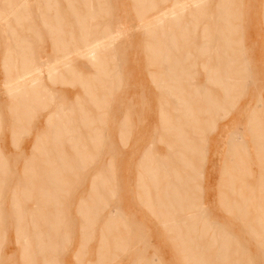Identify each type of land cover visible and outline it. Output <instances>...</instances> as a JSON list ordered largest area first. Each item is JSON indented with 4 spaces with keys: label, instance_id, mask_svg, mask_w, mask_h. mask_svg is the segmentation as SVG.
<instances>
[{
    "label": "crops",
    "instance_id": "1",
    "mask_svg": "<svg viewBox=\"0 0 264 264\" xmlns=\"http://www.w3.org/2000/svg\"><path fill=\"white\" fill-rule=\"evenodd\" d=\"M58 1L62 3L61 6L58 4ZM99 1L107 4L109 10L107 12H102V14L105 15L100 13L101 16L97 19L100 25L96 30L106 25L112 32L116 27H112L110 24L113 20H109L108 23L104 22L102 19L107 15L111 17V15H113L111 14L112 11H116V0ZM181 1L182 0H156L154 1L156 4V13L154 14H157L160 10L168 9L176 2ZM28 2L30 3L28 33L32 39L39 41V45L35 44V47H32L30 43L32 40L31 38L29 39L31 63L38 64L44 61L49 62L55 57L61 56L65 50L72 51V45L73 47L79 45L78 38L79 35L82 34L80 28H83V26L79 25V21L85 13V0H28ZM91 2L92 5L94 4L95 6V0H91ZM219 2L220 0H206L204 5L199 8L200 10H194L190 7L186 15L184 14L181 18L182 22H188L189 25L184 32L186 41L177 42L178 51L179 54L180 52H187L189 56L186 60H178L180 61L179 65L181 66L182 73L179 80L180 90L178 93L174 92L173 95V105H175V99H182L183 96L185 97L184 94H186V96L188 95L191 103L188 108L189 113L193 112L194 118L196 119L197 117L198 119H196V121L193 120V123L190 122V120L189 123L188 121L186 123V120H180L172 124L178 125V130L180 131L178 140H181V143L178 141V143L176 142V133V136L174 132L173 135H171L172 130L163 137L165 144L159 141L162 137L159 138L161 130L158 110L162 107L163 102H170L171 98L170 95L166 96L155 88L154 83L156 79H154V77L157 76V78H159L164 64L159 61L150 63L151 60L148 57V53H146L148 42L145 33L142 32L143 36L140 38L139 42L141 54L144 58V61L140 63V74H136L132 71L128 72L126 67L123 72V68L118 67V59L124 58L121 54L123 55L122 50H125L127 46L125 45V47L122 48L121 43L123 42L114 44V46L116 45L114 48V58L111 57L112 53H109V57L114 59L113 62L110 59L109 64L110 67L112 66L114 72L110 73V76L112 75L111 83L109 84L108 94L105 95L109 119L106 125L101 126L98 125V123H93V125H96V127L101 130L103 135L98 143V146L101 148L100 153L94 156L96 158H94L95 160L91 166L92 171L74 169L71 174L66 172L63 173L66 174L64 175V178H66L65 181L67 178L68 181L65 183L64 190L66 189V191L65 194L62 195L63 200L61 201V227L59 233L51 236L54 242L57 243V241H59V247L55 253L58 255L57 264H194L196 262L195 254L201 251L205 252V254L207 253L209 259L212 260L210 257L214 255L215 247L210 250H203V247L209 242L210 237L216 234V228L221 230L222 237H224L226 232H229L234 238L228 242L231 247L227 249L226 252L230 251L233 254H238L241 258H243V254L247 253L248 257L253 258L255 261L257 254L250 253L249 247H246L247 244L245 245V243L250 241L256 247H258V245L261 247V244H264L261 238L252 235L249 236L250 234L246 233L248 229L247 226L251 227L253 231H258L259 228L257 226H259L260 223H262L260 224L261 226L264 225V193L262 194V192H264V180L263 182L261 181L264 177V160H261L264 159V149L262 148V151L260 146V144L264 145V142H262L264 141V115H262L264 112V0H224L222 3L225 14L223 13V17L221 14L222 18L220 22L217 21V23H215L216 20L214 19L217 17V12L219 13L216 6ZM141 7L142 17H144L145 13L149 12H145L144 2H142ZM246 12L248 13L246 14ZM16 14L18 15L19 13ZM229 14L231 16H229ZM226 15L228 17H226ZM225 17L229 18L227 19L228 21ZM243 17H246V23L243 21L245 19ZM195 18L198 19L196 24H194ZM43 21L47 22L48 25H43ZM192 26H194V30ZM16 28H18V30L13 29V35L15 33H20V27L16 26ZM211 30L212 32H210ZM214 31L216 32L214 33ZM90 32L93 33V31ZM50 33L61 35V43L54 42L53 36H51ZM218 33H221L220 37H218ZM157 34L160 36V31H157ZM69 35L74 37V39L76 38V40L70 41ZM159 38H161V36ZM217 38L219 40H216ZM17 39H19V37H17ZM43 42L44 44H41ZM159 42L161 43L162 41L159 40ZM14 44L16 43H12V46ZM125 44H127V42H125ZM134 44L133 42H129V49H132ZM135 46L137 45L135 44ZM215 53L218 54V57H216ZM230 53L235 57L233 60L235 62L234 66L238 69V73L234 75V78L239 81L237 83V90L233 92V96L236 97V100H234V104L231 108L229 107L228 100L231 95L228 94L229 97L228 95H224L218 84L212 83V79L221 82L223 78L226 79V77H228V75L224 73ZM221 55L224 58L219 57ZM71 61V70H74V73L77 72L79 75L84 76L91 71L89 66L88 70L79 67L80 65L86 64L83 59L71 56ZM123 65H125V62ZM216 67L219 73H217V75L211 74L212 69L214 68L215 70ZM175 70L178 72L176 67ZM0 73L2 75L1 70ZM62 76L66 79L70 77V75L67 76L65 74H62ZM208 80L211 81L207 82ZM53 93L54 99L56 98L54 103L60 104L62 108L69 107L76 96L83 99V109L89 106L88 103H85V97H83L82 91L76 86L57 85L53 88ZM197 99L200 101L197 102ZM214 100L216 102H214ZM205 101L207 104H205ZM209 101L212 103L210 106L214 105L216 110L213 106H211L213 110L211 107L210 110ZM6 105L8 106V101L4 103V106ZM200 105H202V107H200ZM89 108L88 110H90ZM150 108L151 110H155L150 111ZM202 108L203 110H201ZM205 108L207 112L204 110ZM195 109L200 110V112L202 111L203 114L199 111L195 113ZM252 110L255 113L259 112V114H256L258 116L257 120L261 123H259L260 126H254V122L250 124L249 120L251 119ZM125 112H131L132 114L129 122L123 120ZM94 113L95 112L92 110V114ZM46 114V111H44L38 118L29 123V125H33L35 135L38 131L44 129V118ZM151 117L156 119V123L151 122V125H149L148 119ZM5 124L4 122V125ZM38 125H41V127L38 128ZM73 125L82 124L73 122ZM197 125L201 132L199 137L195 133ZM256 128L258 131H256ZM35 135L27 144L25 139L21 140L22 137L19 138L18 147L16 149L11 144L10 136H3L0 140V147H2V150L8 145L14 148L15 153L12 154L10 159L9 157H6V159L9 168L12 167L13 169L14 167L13 171L15 175H18L17 177L22 174V166L20 168V163H22L24 157L29 155ZM198 138H200L201 142L198 141ZM262 138V143H260ZM235 140L238 142V146ZM182 143L184 145L186 144L185 146H187V149H185L186 147ZM254 143L255 145H253ZM182 145L185 150L180 153L182 150L181 148H183ZM21 146L28 148L26 154L24 151L21 152ZM169 146H172V148ZM256 146L260 147L259 149L262 152L258 149L256 151ZM189 147L190 150L188 149ZM233 147H235L237 151L233 150ZM63 148L67 151L66 145H63ZM179 148L180 150H178ZM192 148L196 151L194 152ZM197 149L201 153V160L204 159L202 164L198 156H196L198 154ZM171 151L176 153L175 156ZM102 152L105 154L107 153L108 156L105 165L101 164ZM236 152H238L239 156ZM177 153L181 154V156H178ZM194 153L197 154L194 156ZM146 154H149V166L154 171L151 176L149 173L147 174L148 161L145 162L144 159ZM182 155L184 160H182L183 158L179 159ZM214 155H216L217 158H215ZM171 156L176 162L174 163L172 159V163L169 162L171 163V166H168L170 173L160 172L161 168H159V163L162 162L161 160H163L164 157L167 159ZM241 159L243 160L240 161ZM179 160L183 161V165L181 164L182 161ZM188 162L190 163L189 166ZM184 163L186 164L185 166L188 167H185ZM106 165L109 166L108 169H105ZM228 165L231 166L228 167ZM170 168H174L173 172L170 171L172 170ZM245 168L247 169L245 170ZM194 169L196 171L192 173ZM240 169H242V171ZM174 171L178 174L177 176ZM247 172L250 175L247 174ZM242 173H244V176ZM96 174L104 176V178L108 180V183L107 187L102 188L103 190L100 187L97 189V195H102L101 200L102 198L103 200L100 202L103 205L100 203L102 206L100 208H95V205H93L96 210L93 209V217H89L87 220V222L92 220L91 222H93V224L91 228L90 226H86L79 207L81 206L80 202L85 199L86 194H89L91 177ZM168 175H170L172 179L169 178ZM174 176L175 178L179 177L180 181L183 182V189H181L183 186H180L182 183H178L179 179L175 180V182L177 181L176 184H178L177 187L175 186L176 184L172 185ZM197 177H199V179ZM169 181L171 183H169ZM230 182L233 186L232 189L234 190L232 191L235 192H233L235 196L228 190ZM220 185L222 186L220 187ZM261 185H263V187ZM171 186H175V189L178 188L180 192H178V190L175 192L178 194L180 193V195L182 193V195L178 196L173 192V196H170L172 195L171 191H173V187ZM167 188L172 189L169 190L170 195L167 194ZM98 190H101L100 193ZM174 194L176 195V199ZM222 194L223 196H221ZM169 196L173 197V199H169ZM158 197L161 198L160 201L163 200L165 204L168 201V203L162 205L164 203L162 201L161 207H159V201H156V199H160ZM165 197H168V199ZM184 197H186V199ZM240 198L242 199L241 201ZM221 199H223V201L225 200L224 204L223 201L222 203L220 202ZM229 199L230 201H234V204H237H233L236 206L235 208L239 206V209H237L240 211L235 212L233 209L234 206L231 205L232 203L230 204ZM176 203L180 204V206L182 205L181 208L186 210L178 212L181 208L179 205L174 206ZM225 203L232 206L231 208L227 207L228 210L231 211L230 213L227 212ZM8 205V202L5 203V209L9 211ZM168 205L169 207L171 205V208H173L168 209ZM164 206L168 213L161 212ZM176 207L177 209L179 208L177 213L175 211ZM245 208L247 213L246 216L241 212ZM106 209L108 211L104 213L103 211ZM165 209L163 210L165 211ZM194 213L199 214L200 216H198L200 218L197 216L196 218L199 219H196L197 221L195 223L194 221L190 222H193L194 226L197 225V227H194L192 223L190 224L188 221L190 218H188V220L186 219L187 216L190 217L189 214H191V216L194 215V220ZM162 214L167 217L171 216L169 217L170 220L173 217L172 219L174 222L170 221L169 218H163L161 216ZM181 218L186 220L183 221ZM107 220L109 221L108 223H110L108 227L110 226L112 228L113 226V230L110 228V231H108V233L111 232L108 236H106V233L104 234L105 230H103L105 224H107ZM112 220L114 224L111 223ZM202 220L206 222L205 227L201 226ZM256 220L258 222L261 220V222L257 224ZM164 221H170L169 223L172 226L167 222H165L167 226L164 225ZM182 221L184 226L181 223ZM38 224V228L40 227L39 229L41 231V224ZM173 224L176 227H173ZM6 225L12 224L7 223ZM192 226L195 229L192 228ZM239 226H241V229H239ZM28 227L30 228H28V231L31 233L28 234V237L32 240L33 224L28 223ZM182 227H188V229H183ZM189 229L193 232H190ZM204 229L206 233H204ZM176 230L178 231L176 232ZM179 230H188V234H195L194 238L198 236L201 238L195 240L192 237L194 234L190 236L184 231L187 234V236H184V232H179ZM194 231H197V234ZM101 232L104 235L103 238ZM178 232L182 238L181 241L190 236L188 238L190 241H185L187 245L189 244L188 246L194 245L195 243L194 246H190L193 247V249L191 248V253H189L190 250L186 251L187 249L185 246L187 247V245L183 243L184 241L179 242ZM199 232L200 234L203 232L206 235L203 237V234L200 235ZM84 234L87 237H84ZM13 236L15 243V234H13ZM105 236L107 237V239H105L107 247L104 246L105 244L103 245L104 241L102 242ZM245 236H247L248 239ZM55 239H57V241ZM223 241L225 240L222 239V242ZM180 244L182 246L184 244L185 246L181 249ZM231 249L234 250L232 251ZM193 250L196 252L194 255H192L194 252ZM263 253L264 249L262 248V252L259 256L263 257ZM14 254L12 256L13 259L18 255V264H20V247L18 248L17 254ZM193 258H195V260ZM36 264L40 263L36 262Z\"/></svg>",
    "mask_w": 264,
    "mask_h": 264
},
{
    "label": "rangeland",
    "instance_id": "2",
    "mask_svg": "<svg viewBox=\"0 0 264 264\" xmlns=\"http://www.w3.org/2000/svg\"><path fill=\"white\" fill-rule=\"evenodd\" d=\"M154 1H156V0H116V5H117L116 11H112L111 14H113V15H111V17H108V15H107L102 19L104 22H108L109 20H113V21H111L110 24L112 25V27H114V26H116V27L111 32L106 25L104 27H102L101 29L96 30V28L99 27V25H100V23H99V21H97V19L100 18V16H101L100 13L102 14V12H107L109 10L108 5L102 1L100 2L99 0H95V6H94V4L92 5L91 0H85V2H84L85 13L79 21V25L83 26V28H80V30L82 31V34H80L79 38H78L79 39V45L78 46L75 45L74 47L72 45L71 46V48H73L72 51L71 50L67 51L64 49L65 51H63L61 56L55 57L53 59V60H58V59H63V58L69 57V60H70L69 62L72 63L71 56L78 57V58L83 59L86 62V64H88V65L83 64V65H80L79 67L84 68L85 70L86 69L88 70V66H89L91 69V71L89 73H86L83 76V75H79L77 72L74 73V70L73 71L71 70L72 66L70 64V66L67 70L60 73L61 78L56 79L54 84H50L48 81L45 82L46 86L49 87V89H51L52 91H53V88L57 85H59V86H70V87L76 86L82 91L83 96L85 97V93H84L85 92V82L84 81H91L94 79L95 83H92V85H93V88L95 90H97L99 97H100V98L98 97L97 101H94L96 103L95 105H91L89 102H87L85 100V103H88L89 106H87L86 109H83V99L76 96L77 98L80 99L79 106H80V109L82 110V112L84 113L85 116L87 115L89 117L90 113H91V115L93 117H94V115L99 117V119L94 118V120H92V121L80 123V124H82V125H79L81 129L79 128L78 125H74L75 129H77V126H78L79 130L77 129V132L78 131L79 132H78V134L74 135L73 138H75V139H76V137L81 138L82 141L79 139L78 140H79V143L80 142L83 143L81 145L86 146L87 159L89 158V159H93V161L95 160L94 156L98 155L100 152L98 143H99L101 136H103L101 133V130L98 129L97 127H94L96 125H93V123H98V125L102 126V125H106L108 122V119H109L108 118L109 112H107V99H105V95L108 94L109 84L111 83L110 81H111L112 75L110 76V73L114 72L112 66L110 67L109 64H110V59L112 62L114 60L113 58H114L115 46H112L106 50H103V52H101L100 58L98 59V62L96 64L89 63L84 57L80 56V53L83 50L84 46L92 45L94 43L96 44L100 40H102L104 37L107 38V37L111 36V37L115 38L117 40L115 42V44H117V43L120 44L121 42H123V43H121L122 48H124L125 45L127 46V48L125 50L124 49L122 50L123 55L121 54V56H123L125 58V60L126 59L127 60L125 61L124 58H121V59L119 58L118 59V67L123 68V72L125 70L124 68L126 67L128 72L132 71L136 74H140L141 73L140 72V69H141L140 63H142V61H144L143 60L144 58L141 54L139 42H140V38L143 36L142 32L145 33V35L147 37L146 40L148 42V44H147L148 47H146V49H147L146 53H148V57L151 60L150 63L151 62L154 63L155 61H159V62L163 63L164 66H166V67H163V70L161 71L159 78H157V76H155L156 78L154 77V79H156V82L154 83L155 88L158 89L160 92L164 93L166 96L170 95V98L172 100V101L170 100V102H167V101L163 102L162 107L159 108V110H158V117H159V121H160V130H161V134H160L159 138L162 137L159 141L164 143L163 137H165V135L169 132V130H174V131H177L178 133H180V131L177 130L178 125H174L177 127V128L174 127L175 129L174 128L172 129L170 127V125L172 126V124L175 122L168 123V124L164 123V121L161 118V112L166 110L170 114L171 117H176L175 116L176 114L175 113L173 114L174 108H176L178 110V109H184V107H185L183 105H180V107L173 105V101H174L173 95H174V92L178 93V91L180 90L179 80H180V75L182 73V70H181V66L179 65L180 61H178V60L179 59L186 60V58H188V56H189V53L180 52V54H179L178 45H177V48L175 51V57H173V58L170 57L169 55L166 57H163V58H159V57H157V55L152 54L151 51H154L153 47H155L157 45L156 43L158 42L159 37L161 36V38H162V36H163L162 31L167 30V25H163V26L158 27V28L157 27L152 28L151 33L146 32V29H145L146 23L150 22V19L152 16L156 15V14H154V13H156V11H155L156 4ZM142 2H144L145 12H149V13H145L144 17H142V12H141L142 11V7H141ZM186 2H187V0H182L181 2H176L175 4H182V3H186ZM112 3H113V1H112ZM204 3L205 2L203 1L201 6H203ZM58 4L60 6L62 5V3L60 1H58ZM219 6H220V8H219ZM200 7L198 6L197 8H193V7L192 8L194 10H196V9H199ZM170 8L165 9V10H160V12H164V11L168 12ZM222 8H224V6H223L222 1L220 0V2L216 6V9L219 11V13H221ZM245 9H246V4H245ZM199 10H197V11H199ZM29 11H30V3L28 2V0H0V70L2 72V75L0 73V140L3 136L4 137L10 136L11 144L13 145V147L15 149L18 147L19 138L22 137L21 140L25 139V142L27 144L29 141L32 140L33 136L35 135L34 134L35 130L33 129V125H29V123L32 120H35L36 118H38V116L40 114H42L44 111H46L47 114L44 118V126H45V121H46V117L48 116V114H50V112L52 113L58 107H61L60 104L54 103V101L56 99V98L54 99V95L49 94L50 96H53L52 98H47V100L51 102V106H49L47 109H45L43 111H41V110L31 111L30 114L28 116H26L27 120L21 122V124L15 125V126L19 127L18 131H17L18 136L13 138L11 133H13V128H15V126L12 128V121L10 120V116H11L10 112L12 109L17 108V105L15 102H13V98L8 97L3 92L2 88H1L2 84L4 83L6 78L15 77L16 75H18V73L21 70V64L19 63L20 61H23L25 63L24 66L27 68L39 67V66H41L42 63L46 62V61H44V62L35 64V63H31V61H30L29 39L31 38V40H32V42H30L32 47H35V44L39 45V41L32 39V37H30V35L28 33V26H29L28 22H29V15H30ZM160 12H158L157 14H159ZM16 13H19V14L17 15ZM219 13L217 12V14H219ZM247 13L248 12H246V14ZM152 14H154V15H152ZM184 14L186 15V12ZM102 15H105V14H102ZM243 18H245L243 20L245 22L246 17H243ZM138 19H139V21H138ZM197 20L198 19L195 18L194 24H196ZM181 24L183 26H180L181 27L180 31H182V32L179 35L180 39H179L178 43L186 41V37H185L184 32L186 31V28L189 25L188 22H182ZM43 25H48V23L43 21ZM16 26L20 27V33H15L13 35V29L18 30V28H16ZM192 28L194 30V26H192ZM90 31H93V33H91ZM157 31H160V36L157 34ZM50 35L53 36L54 42L61 43V35L55 34V33H50ZM17 37H19V39H17ZM33 38H34V36H33ZM69 40L73 41V40H76V38L74 39V37L69 35ZM14 42L16 44H14L12 46V43H14ZM125 42H127V44H125ZM129 42H133L137 46H135V44H134L132 49L131 48L129 49V46H128ZM151 43H153V44H151ZM41 44H44V42ZM20 48L25 50V55L23 57L13 53L14 49H20ZM161 48H162V46L159 47V49H161ZM116 52H117V50H116ZM109 53H112L111 57H113V58L109 57ZM217 55L218 54L216 53V56ZM53 60H51V61H53ZM124 62H125V65H123ZM175 67L178 70V72L175 70ZM213 71L214 70L212 69L211 74H214ZM223 73H224V71H223ZM62 74H65L67 76L70 75V77L66 79L62 76ZM236 74L237 73L230 75L229 76L230 79H229V77H226V79L223 78V81H221V82H219V81L217 82L216 80L212 79V83L218 84V86L220 87V89L224 93V95H226V92H229V91H231L230 92V95H231V94H233L232 92L237 90V87L227 88L226 85H228L227 81L232 82L233 79H234V81H237V79L234 78V75H236ZM209 81H211V80H208L207 82H209ZM161 83L165 84V86L164 85L162 86ZM174 85L176 86V88L174 87ZM173 87H174V89H173ZM102 88H104V89H102ZM52 94H54V93H52ZM22 97H25V96L23 95ZM76 97H75L73 103L69 107H67V108L65 107L63 109L68 110L71 107L75 106L76 105L75 104L76 103L75 102ZM228 100H229V102L232 101V105H233L234 100H236V97H234L232 95L230 98H228ZM6 101H8V106L7 105L4 106V103H6ZM232 105H229V107L231 108ZM89 107H91V108H89ZM44 108L45 107H41V109H44ZM88 108L90 110H88ZM91 109L96 114L95 113L92 114ZM154 110L155 109L151 110V108H150V111H154ZM88 112H89V114H88ZM223 112H225V111H223ZM131 115H132L131 112H125L123 120L129 122ZM74 116L78 117L77 114H75ZM74 116H73V121H74V123L75 122L77 123V121H75L76 118H74ZM178 116H179V114L177 115V117ZM192 119L193 118L191 117V120ZM4 122L6 123L5 125H4ZM148 122H149V125H151L150 124L151 122L156 123V119L154 117H151L148 119ZM62 123H65V122L62 121ZM64 125H66V124H64ZM87 125H90V127ZM166 125L168 127H166ZM39 127H41V125H38V128ZM45 127L41 131H45ZM91 127H93V128H91ZM161 127L164 129L162 130ZM29 128H30V130H29ZM165 129H167V130L165 131ZM196 129L197 130L195 131V133L199 137L201 132L198 128V125H197ZM91 130L92 131L94 130V131H97L98 133H100V134L97 133L98 137L93 142H91L89 134H88V133H90ZM15 131H16V129H15ZM41 131H38V133H36V135L34 137V141L30 147L29 155L24 157V158L22 156L23 161H22V163H20V168L22 166V168H21L22 174L19 177H17L18 175L14 174V171H13L14 167H13V169H12V167L9 168V164L7 162V159H6V157H9V159H10L12 154L15 153L14 148L11 145H8V146H5L4 150H2V147H0V150H1L0 151V164H1L0 165V264H12V263L18 264V262H19L18 255L16 257H14L15 262H14V259L12 256L14 253L17 254L19 247H20V259L22 261V264H36V262H39L40 264H45L44 263L45 260L51 261V259L53 260V258L56 259V260L54 259V261H55V264H57V258H58L57 256L58 255H56L55 253H56V250L59 247V245L58 244L56 245V242H54L52 240V237H50L49 241H51V242L49 244L54 247L53 252L49 251V249H47L43 243V246L40 247L41 248V254L38 256L37 255L39 253L38 247L35 245V243H37V242H34V240H30V238L28 237V234L30 233L28 231V228H29L28 223L33 224V228H32L33 229V231H32L33 235H32V237L34 236V231L38 228V225H39L38 223L41 224L42 232H45L44 230L46 229V226L43 224V220L41 218H39L38 216L35 217V215H36V212L41 214V215L46 214L47 217H49V218L53 217L54 219L57 220L56 231H57V233L60 232V229H58L59 228L58 226L61 225L60 219L62 218L61 201L63 200L62 195L65 194L66 189L64 190V188H65L64 187L61 192L56 193L51 197L50 201L46 204L47 209L45 206H42V207L37 209V206H36L37 201L35 198L37 193H36L35 185L33 187L26 185V187H28V188H26V190L29 189V191H31V195L29 198H27L28 191H26V193H24L25 187H23L24 190H23V188H21V186H23V181L24 180L26 181L27 179H29V172L27 170H25L26 164H30V163L31 164H33V163L39 164L41 169H39V171H36V172L33 171L32 172V176L34 179L36 178L35 176H37V174H41V173L44 174V173H46L45 171L47 169H50V166H51L50 162L52 161L51 159L53 157H50L49 161L45 162V160H43L41 156L33 155L35 139L38 136V134L39 135L42 134V133H40ZM8 132H9V135H8ZM85 133H87V134H85ZM2 134H4V135H2ZM64 138H65V140H64ZM200 138H202V137H200ZM200 138H198L199 142H201ZM75 139H72L73 144H75ZM60 140H62V141L60 142ZM60 140H59V143L57 145V148L59 150H62V151L59 155L54 156V157L59 158V159H61V158L64 159L65 164H68V163L71 164L72 160H69V162H68L67 157L72 159V157L74 158V156L72 155L73 151L70 149V146L68 145V143H69L68 136L65 135ZM65 143L69 147V149L67 147V151L66 150L63 151L64 148L62 149L63 144L65 145ZM85 143H88V144L85 145ZM89 148H91V149H89ZM97 149H99V150H97ZM27 150H28L27 147L24 148L23 146H21V152L24 151V153L26 154ZM146 151H147V149H146ZM64 152H66V153H64ZM91 152L93 154H89ZM1 153L4 155L5 158L3 157V155ZM171 153H174V152L171 151ZM218 153H219V151H218ZM174 154H176V153H174ZM214 157L217 158L216 155H214ZM30 158H32L33 160L35 159L37 162L35 160L33 161ZM38 158H40L39 161H38ZM75 158H77V154H76ZM101 159H102L101 164L105 165L107 163V160H108L107 153L105 154L102 152L101 153ZM144 159H147V160H145V162L148 161L147 163L149 166V162H150L149 154L148 155L146 154V156H144ZM93 161L90 162V160H88L87 164L84 165L85 169H83V170L92 171L91 166L93 164ZM74 162H72L73 165H75ZM43 163L44 164L46 163V165H47L46 170L42 169V166L44 165ZM69 164L67 165L68 168L67 167L65 168V172H67L69 170ZM108 168H109V166L106 165L105 169H108ZM149 169H151V168L149 167ZM83 170H81V171H83ZM40 171H41V173H40ZM67 173L71 174V172H67ZM162 173H164V172H162ZM98 176H99V174H96V175L92 176L90 179L89 194H86L85 199L82 202H80L81 206L79 207V210L81 211V213H82L81 207H82V204L84 202H85L84 204H86L90 207L92 205L91 198L95 197L96 203L103 200V198L101 200L102 195L98 196L94 192L92 185H93V183H98L101 185V188H105V187H107L108 180L105 179L104 176H101V178L97 179ZM3 177H5V178H3ZM98 180H99V182H97ZM64 185H65V183H64ZM20 189L22 190V192ZM104 192H106V191H104ZM22 195H23V197H22ZM57 196H59L58 199H57ZM12 197H15V198L18 197V201L17 202L13 201ZM20 197H22L24 199L22 200V198H20ZM30 198H31V201H30ZM19 199L21 200V202L22 201L23 202L21 203ZM88 201H90V202H88ZM7 202L9 203V205H8L9 211L7 209H5V203H7ZM43 207H45V208H43ZM92 211H93V209H92ZM107 211L108 210L106 209L103 212L106 213ZM245 211H246V209H244L241 212L243 213V215L246 216L247 213ZM7 212H9V213H7ZM19 215H21V217H19ZM55 216H57V217H55ZM84 221H85L86 226H90L92 228V224H93V222H91L92 220L87 222V219L84 218ZM7 223L12 224L13 226L12 225H6ZM202 226L203 227L206 226V223L204 221H202ZM240 227L241 226H239V229H241ZM257 227L259 228V230L254 232L253 229L248 226L249 232L246 231V233L247 234L249 233L252 236H256L258 238H261V240L264 241V234H263L264 233L263 232L264 226L259 225ZM12 229H13L14 233H13ZM206 229H207V227H206ZM217 229L218 228H216V232H217L216 236L217 237L215 235H212L210 237L209 242H207L204 245V247H206V249L203 248V250H210V248H213L216 245L215 253H217L219 251V249L222 248L223 253H225L224 254L225 258L223 259V261L220 264H227V262H228V264H264V254H263V257L259 256V254L262 252V248L264 249V244H261V247H262L261 248L259 245H258V247H256L252 242L248 241V243H245V245L247 244L246 247H249L250 253H254L255 255L257 254V257L254 261L253 258L248 257V254L245 253L242 255L243 258H240L241 256L236 255L235 253L233 254L231 252H228V253L226 252L227 249H230V246H231L228 244V242L234 239L232 237V234H230L229 232L225 233L226 235H229V237H230V240H228L229 238L226 239L227 236L225 234H224L225 238H223L221 235V230H219V229L217 230ZM57 233H55V234H57ZM219 233H220V235H219ZM13 234H15V241H16L15 243L13 240L14 239ZM49 236H54V232H53V234H51ZM107 236H108V234H107ZM41 237H42V239H47L46 237H48V235L45 236V234H42ZM245 237L248 239L247 236H245ZM222 238L226 239V240L221 243L220 239H222ZM40 239L41 238L39 235V242L41 241ZM106 239H107V237H106ZM218 240H219V242H218ZM103 241L104 240L102 239V242ZM213 241H216L217 243H215ZM222 244H223V246H222ZM223 247L225 248V250L223 249ZM234 249H235V246H234ZM51 255L53 256V258H50V257H52ZM226 255H228V256H226ZM208 256L209 255H207V258H208L207 260L209 261L210 259ZM215 256L216 255L214 254L210 258L213 260L215 258ZM238 256H239V258H238ZM229 258H231V259L229 260ZM247 258H248V260H246ZM232 259H234V261H231ZM212 260H211V262L209 261L210 262L209 264H215V263L218 264L215 261L212 263ZM237 260H239L240 263ZM21 261H20V264H21Z\"/></svg>",
    "mask_w": 264,
    "mask_h": 264
},
{
    "label": "bare ground",
    "instance_id": "3",
    "mask_svg": "<svg viewBox=\"0 0 264 264\" xmlns=\"http://www.w3.org/2000/svg\"><path fill=\"white\" fill-rule=\"evenodd\" d=\"M203 1L205 2L206 0H187V2L186 3H182V4H174L170 9H169V11L168 12H166V11H164V12H160L159 14H156V15H154V16H152L151 17V19H150V22H147L146 23V27H145V29H146V32L147 33H151V31H152V28H158V27H161V26H163V25H167V30H164V31H162V34H163V36H162V38H159L158 39V42L156 43L157 45L155 46V47H153V50L154 51H151L152 52V54H154V55H157V57H159V58H163V57H166V56H170V57H175V51H176V48H177V42L179 41V39H180V37H179V35H180V33L182 32V31H180V26H183L181 23H182V21H181V18H182V16L184 15V13L185 12H187L189 9H190V7L192 6L193 8H197L198 6L200 7L201 6V4L203 3ZM222 1H224V0H222ZM232 1V0H231ZM228 2H230V1H228ZM222 6V5H221ZM90 8V7H89ZM219 8H220V6H219ZM224 8H222V10H221V13H219V14H217V17H215V19L214 20H216L215 21V23H217V21L218 22H220V20H221V18L223 17V13H224ZM227 10V9H226ZM226 12V11H225ZM228 12H229V10H228ZM228 12H227V15H228ZM221 14H222V17H221ZM225 14V13H224ZM226 15V17H228ZM229 16H231L230 14H229ZM225 17V18H226ZM224 18V19H225ZM227 19H229V18H226V20ZM231 19V18H230ZM138 21H139V19H138ZM224 21V20H223ZM228 21V20H227ZM222 22V21H221ZM214 23V22H213ZM221 24V23H220ZM219 24V25H220ZM222 24H223V22H222ZM225 24V23H224ZM226 27V26H225ZM222 29V28H221ZM226 29V28H225ZM215 30V29H214ZM216 31H218V30H216ZM216 31H214V33L216 32ZM210 32H212V30L210 31ZM221 32V31H220ZM217 34V33H216ZM215 34V35H216ZM221 34V33H220ZM220 34L218 33V37H220ZM211 38V37H210ZM159 40L160 41H162L161 43L159 42ZM212 40V39H211ZM216 40H219L218 38L216 39ZM117 40L115 39V38H113V37H104L102 40H100L98 43H94V44H92V45H87V46H84V48H83V50L81 51V53H80V56H82V57H84L89 63H91V64H96L97 62H98V59L100 58V54H101V52H103V50H106V49H108V48H110V47H112V46H114V44H115V42H116ZM156 42V41H155ZM212 43H213V40H212ZM118 44V43H117ZM164 44H165V46H164ZM116 46V45H115ZM162 46V48L161 49H159V47H161ZM151 48V47H150ZM149 48V49H150ZM155 48V49H154ZM157 48V49H156ZM217 50V49H216ZM215 50V51H216ZM13 53L14 54H17V55H20V56H24L25 55V50L24 49H22V48H20V49H14L13 50ZM201 54H203V53H201ZM216 54V53H215ZM221 54V53H220ZM202 56V55H201ZM216 57H218V55L216 56ZM219 57H222V58H224L222 55L221 56H219ZM221 58V59H222ZM234 58L235 57H233L232 56V54L230 53V56H229V61H228V63H227V66H225V74H227L228 75V77L230 76V75H232V74H234V73H238V69L234 66L235 65V62L233 61L234 60ZM70 60H69V57H66V58H63V59H58V60H53V61H49V62H44V63H42L41 64V66H39V67H35V68H27V67H25L24 65H25V63L23 62V61H20L19 63L21 64V70H20V72L18 73V75H16L15 77H8V78H6L5 79V81H4V83L2 84V90H3V92L8 96V97H10V98H13V102H15L16 103V105H17V108H14V109H12L11 110V116H10V120L12 121V128L15 126V125H18V124H21V122H23V121H25V120H27V117L26 116H28L29 114H30V112L31 111H38V110H41V111H43V110H45V109H47L49 106H51V102L50 101H48L47 100V98H52L53 96H50V95H54V94H52L53 93V91L51 90V89H49V87H47L46 86V81H48L50 84H54L55 83V80L56 79H58V78H61L60 76H61V74L60 73H62L63 71H65V70H67L68 68H69V66H70V64H71V62H69ZM225 63V62H224ZM216 64V63H215ZM163 67H164V65H163ZM216 69H217V67H216ZM214 70V68H213V73L215 74V75H217V73H219V71H218V69L217 70ZM221 69V68H220ZM246 72V71H245ZM222 74V73H221ZM97 76V75H96ZM229 79H230V77H229ZM232 80V79H231ZM243 81V80H242ZM85 82V100L87 101V102H89L91 105H95L96 103L94 102V101H97L98 100V97H99V94H98V92H97V90H95L94 88H93V85H92V83H95L94 82V79L93 80H91V81H84ZM239 81L237 80V81H234V79H233V81L231 82V81H227V83H228V85H226V87L227 88H234V87H237V83H238ZM244 84V83H243ZM161 85L163 86H165V84H163V83H161ZM243 86V85H242ZM245 86V85H244ZM174 87L176 88V86L174 85ZM174 87H173V89H174ZM102 89H104V88H102ZM172 89V90H173ZM230 92L231 91H229V92H226V96L229 94L230 95ZM233 93V92H232ZM50 94V95H49ZM25 96V97H22V96ZM185 95V97L183 96V99H176L175 100V106H179L180 107V105H183V106H185L184 107V109H176V108H174V111H173V114L175 113L176 115V117H171L170 116V114L165 110V111H162L161 112V118H162V120L164 121V123H166V124H168V123H172V122H178V121H180V120H186V123H187V121H188V123H189V120H190V122H192L193 123V120H195L196 121V119H197V117H196V119L194 118V114L191 112V113H189V107H190V105H191V103H190V99H189V96L187 95L186 96V94H184ZM229 95H228V97H229ZM233 94H231V96H232ZM48 96V97H47ZM84 97V96H83ZM19 98V99H18ZM100 98V97H99ZM213 98V97H212ZM230 98V97H229ZM199 99H201V98H199ZM214 99V98H213ZM79 101H80V99L79 98H77L76 97V105L75 106H73V107H71L70 109H66V110H64L62 107H58L57 109H55L52 113L50 112V114H48V116L46 117V121H45V131H41L40 133H42V134H38V136L36 137V139H35V145H34V149H33V155H38V156H41L42 157V159L43 160H45V162H48L49 161V159H50V157H53L51 160V162H50V169H47L46 170V168H47V165H46V163L42 166V169H44V170H46L45 172L46 173H44V174H42L41 173V171H40V173L41 174H37V176H35L36 178L34 179L33 178V176H32V172L34 171V172H36V171H39V169H41L40 168V166H39V164L38 163H33V164H26L25 165V170H27L28 172H29V179H27L25 182L23 181V186H21V188H23V187H25V190H24V188H23V190H24V193H26V191H28V193H27V198H29L30 197V195H31V191H29V189H27L26 190V188H28V187H26V185H29L30 187H33L34 185H35V189H36V193H37V195L35 196V198H36V201H37V204H36V206H37V209L38 208H40V207H42V206H45L46 207V204L50 201V199H51V197L54 195V194H56V193H59V192H61L62 191V189L65 187V185H64V183H67L66 181H68V178H67V180L65 181V179L66 178H64L65 176L64 175H66V174H63V173H65V168L67 167V165L69 164L68 162V164H65V162H64V159H59V158H55L54 156H57V155H59L60 153H61V151L62 150H59L58 148H57V145H58V143H59V140L60 139H62V137L63 136H68V141H69V143H68V145L70 146V149L73 151V153H72V155L74 156V158L72 157V159H70V158H68L67 157V159H68V161L69 160H72L74 163H75V165H71V164H69V170L67 171V172H72L74 169L76 170H78V169H81V170H83V169H85L84 168V165H86L87 164V162H88V160H90V162L91 161H93V159H87V155H86V146H83V145H81V144H83V143H79V140H81V138L80 137H76V139L75 138H73V136L74 135H76V134H78V132H77V129H78V126H77V129H75V127H74V125H73V116L75 115V114H77V116L78 117H76V116H74V118H76V120L75 121H77V122H79V123H84V122H88V121H92V120H94V118H97V119H99V117L98 116H96V115H94V117L91 115V113H90V116L88 117L87 115L85 116L84 115V113L82 112V110L80 109V106H79ZM191 101H192V98H191ZM198 101H200V100H198L197 99V102ZM211 101V100H210ZM209 101V108L211 107V106H213V108H215V110H216V107L214 106V105H211L210 106V104H212L211 102ZM202 102V101H201ZM213 102V101H212ZM214 102H216L215 100H214ZM213 102V103H214ZM224 102V101H223ZM193 104V103H192ZM202 104V103H201ZM205 104H207L206 103V101H205ZM216 105V104H215ZM229 105H232V101H230L229 102ZM194 106V105H193ZM41 107H45L44 109H41ZM192 107V106H191ZM200 107H202V105H200ZM212 108V107H211ZM211 108H210V110H211ZM213 108H212V110H213ZM194 109V108H193ZM198 109H200V108H198ZM181 110V111H180ZM196 110V109H195ZM201 110H203V108L201 109ZM205 111H206V108L204 109ZM190 111H191V109H190ZM197 111H199L200 112V110H196V112L195 113H197ZM198 112V113H199ZM207 112V111H206ZM206 112H204V113H206ZM211 112H213V111H211ZM171 113V112H170ZM200 113H202V111L200 112ZM210 113V112H209ZM215 113H216V111H215ZM256 113H258L259 114V112H256ZM255 112H253V110H252V112H251V119L249 120L250 121V124L251 123H253L254 122V126L255 125H258V126H260V121H258L257 119H258V116H257V114H256ZM88 114H89V112H88ZM96 114V113H95ZM179 114V116L177 117V115ZM193 114V115H192ZM203 114V113H202ZM213 114V113H212ZM73 115V116H72ZM84 115V116H83ZM262 115H264V112L262 113ZM191 117L193 118L192 120H191ZM260 119V118H259ZM198 120V119H197ZM62 121L63 122H65V123H62ZM72 122V123H71ZM182 122V121H181ZM185 123V122H184ZM260 123V124H259ZM64 124H66V125H64ZM73 125V126H72ZM181 125V124H180ZM252 125V126H253ZM87 126H89L90 127V125H87ZM94 127H96V126H94ZM166 127H168L167 125H166ZM170 127L173 129L174 127H176V126H174V125H170ZM257 127V126H256ZM18 128L19 127H17V126H15V128H13V133H11L12 134V136H13V138L14 137H16V136H18ZM79 128H80V126H79ZM91 128H93V127H91ZM177 128V127H176ZM258 128V127H257ZM256 128V129H257ZM15 129H16V131H15ZM81 129V128H80ZM83 129V128H82ZM161 129L163 130L164 128H162L161 127ZM168 129V128H167ZM167 129H165V131L167 130ZM175 129V128H174ZM252 129H255V128H252ZM79 130V129H78ZM98 130V129H97ZM178 130V129H177ZM83 131V130H82ZM85 131V130H84ZM170 131V130H169ZM256 131H258V129L256 130ZM86 132V131H85ZM173 132H174V135H175V133L177 134V139H176V137H175V139H176V142L178 141L179 143H181L179 140H178V135H180V133H178L177 131H174V130H172V133H171V135H173ZM97 131H90V133H88L89 134V137H90V140H91V142H93L94 140H96V138L98 137V135H97ZM85 134H87V133H85ZM98 134H100V133H98ZM165 135V134H164ZM167 135V134H166ZM86 137V136H85ZM84 137V138H85ZM102 137V136H101ZM181 137V136H180ZM67 138V137H66ZM173 138H174V136H173ZM72 139H75V144H73V142H72ZM79 139V140H78ZM174 139V140H175ZM181 139V138H180ZM64 140H65V138H64ZM84 140V139H83ZM263 140V138L260 140V143H262V142H264V141H262ZM62 140H60V142H61ZM82 141V140H81ZM85 141V140H84ZM236 141V140H235ZM258 141H259V139H258ZM262 141V142H261ZM64 142V141H63ZM173 142V141H172ZM175 142V143H176ZM177 142V143H178ZM237 142V141H236ZM257 142V141H256ZM186 143V142H185ZM257 143H259V142H257ZM256 143V144H257ZM259 143V144H260ZM86 144H88V143H85V145ZM174 144V143H173ZM183 144V143H182ZM186 144H188V143H186ZM185 144V145H186ZM62 145V144H61ZM64 145V144H63ZM65 145H66V143H65ZM184 145V144H183ZM182 145V147L183 148H181L182 150H181V152L180 153H182V151L183 150H185V149H187V146H185L186 148L184 149V146ZM231 145H232V143H231ZM237 146H238V142H237V144H236ZM253 145H255V143L253 144ZM67 146V145H66ZM88 146V145H87ZM174 146V145H173ZM259 146V145H258ZM258 146H256V151H257V149L258 150H260L259 148L260 147H258ZM260 146H261V150L263 151V149H264V145L263 144H260ZM68 147V146H67ZM90 147V146H89ZM170 147V146H169ZM181 147V146H180ZM170 148H172V146L170 147ZM173 148H175V147H173ZM178 148V147H177ZM176 148V149H177ZM234 149L233 150H235V151H237V149H235V147H233ZM263 148V149H262ZM62 149H63V147H62ZM68 149H69V147H68ZM89 149H91V148H89ZM99 149H101L100 147H99ZM99 149H97V150H99ZM189 150H190V147L188 148ZM231 149V148H230ZM178 150H180V148L178 149ZM192 150H193V148H192ZM260 150V152H262ZM63 151H64V149H63ZM71 151V152H72ZM194 151V150H193ZM196 151V150H195ZM194 151V152H195ZM197 151H198V149H197ZM235 151H233V152H235ZM97 152V151H96ZM259 152V151H258ZM64 153H66V152H64ZM100 153V152H99ZM175 153V152H174ZM237 153V155H238V152H236ZM76 154H77V158H75V156H76ZM88 154V153H87ZM89 154H93L92 152L91 153H89ZM88 154V155H89ZM98 154V153H97ZM178 154V156H181V154H179V153H177ZM184 154V153H183ZM195 154H197V153H194V156H195ZM230 154V153H229ZM264 154V153H263ZM169 155H170V153H169ZM258 155V154H257ZM261 155V154H260ZM259 155V156H260ZM92 156V155H91ZM173 156V155H172ZM168 157L167 159H165L166 157H164V159L163 160H161L162 162H160L159 163V168H161L160 169V171L161 172H164V173H170L169 172V167L168 166H171L170 164L172 163L171 162V159L173 160V157L175 156V154H174V156L173 157ZM196 156H198V159H200V163L202 164L203 163V160H201L202 159V157H201V153L198 151V154L196 155ZM239 156V155H238ZM190 157V156H189ZM94 158H96V157H94ZM181 158H183L182 160H184V157H183V155H182V157H179V159H181ZM30 159H32V158H30ZM39 159L40 158H38V161H39ZM174 159H176V158H174ZM177 159H178V157H177ZM235 159H237V158H235ZM240 159V158H239ZM33 160V159H32ZM35 160V159H34ZM33 160V161H34ZM145 160H147V159H145ZM182 160H179V161H182ZM186 160V159H185ZM243 159H241L240 161H242ZM261 160H264V159H261ZM36 161V160H35ZM174 161V160H173ZM189 161V160H188ZM197 161V160H196ZM234 161V160H233ZM260 161V160H259ZM31 162V161H30ZM37 162V161H36ZM94 162V161H93ZM169 162H171V163H169ZM176 161H174V163H175ZM185 162V161H184ZM238 162V161H237ZM178 163V162H177ZM189 163V162H188ZM239 163V162H238ZM237 163V164H238ZM89 164V163H88ZM182 165H183V161H182V163H181ZM186 164H187V162H186ZM185 163H184V166L186 165ZM200 164V165H201ZM1 165V164H0ZM190 165V163L188 164V166ZM199 165V164H198ZM5 166V165H4ZM3 166V167H4ZM180 166V165H179ZM188 166H185V167H188ZM202 166V165H201ZM227 166V165H226ZM231 165H228V167H230ZM234 166V165H233ZM235 166H237V165H235ZM241 166V165H240ZM88 167V166H87ZM149 167L150 166H148V170H147V174L149 173L150 174V176L152 175V173L154 172L152 169H149ZM182 167V166H181ZM200 167V166H199ZM243 167V166H242ZM242 167H240V168H242ZM7 168V167H6ZM68 168V167H67ZM192 168V167H191ZM198 168V167H197ZM226 168V167H225ZM233 168V167H232ZM170 169H172V170H170V171H172L173 172V169L174 168H170ZM200 169V168H199ZM234 169H235V167H234ZM247 168H245V170H246ZM7 170V169H6ZM43 170V171H44ZM168 170V171H167ZM186 170V169H185ZM192 170V169H191ZM236 170V169H235ZM241 171H242V169H240ZM244 170V171H245ZM196 170L194 169L193 170V172L192 173H194ZM263 171H264V169H263ZM66 172V173H67ZM228 172H230V171H228ZM100 173V172H99ZM174 173L176 174V172L174 171ZM173 173V174H174ZM178 173V172H177ZM239 173V172H238ZM31 174V175H30ZM103 174V173H102ZM186 174V173H185ZM190 174V173H189ZM197 174V173H196ZM196 174H195V177H196ZM227 174V173H226ZM225 174V175H226ZM229 174V173H228ZM244 173H242V175H243ZM247 174H249L248 172H247ZM25 175V174H24ZM36 175V174H35ZM68 175H70V174H68ZM170 175H172V174H170ZM170 175H168L169 176V178H171L170 177ZM178 174H176V176H177ZM191 175V174H190ZM194 175V174H193ZM224 175V174H223ZM250 175V174H249ZM264 175V174H263ZM6 176V175H5ZM101 176L102 175H100L99 174V176H98V178L97 179H99V178H101ZM197 176H198V174H197ZM239 176V175H238ZM241 176V175H240ZM244 176V175H243ZM26 177V176H25ZM69 177H71V176H69ZM141 177H142V175H141ZM181 177V176H180ZM185 177V176H184ZM191 177V176H190ZM3 178H5V177H3ZM103 178V177H102ZM140 178V177H139ZM198 179H199V177H197ZM239 178V177H238ZM248 178V177H247ZM172 179V178H171ZM177 179H179V177L178 178H175V176H174V181H172V185H174V184H176V182H175V180H177ZM184 179V178H183ZM260 179V178H259ZM4 180V179H3ZM227 180V179H226ZM232 180V179H231ZM263 180H264V177L262 178V182H263ZM142 181V180H141ZM224 181V180H223ZM234 181V180H233ZM232 181V182H233ZM238 181V180H237ZM239 181H240V179H239ZM97 182H99V180L97 181ZM138 182H139V179H138ZM175 182V183H174ZM182 183V185L180 184V183ZM260 182V181H259ZM261 182V183H262ZM22 183V182H21ZM169 183H171L170 181H169ZM178 183L180 184V186H183L181 189H183L184 188V185H183V182L182 181H180V179L178 180ZM185 184V183H184ZM226 184H227V182H226ZM229 184V183H228ZM238 184V183H237ZM177 185L178 184H176L175 186L177 187ZM241 185V184H240ZM260 185V184H259ZM258 185V186H259ZM263 185H264V183H263ZM263 185H261L262 187H263ZM93 187V190H94V192L97 194L98 192H97V189H98V187H100L101 188V185L100 184H98V183H93V185H92ZM139 186V185H138ZM175 186H171V187H173V191H171V193H172V195H170V191L169 190H172V189H168L167 188V194L168 195H170V196H173V192H175L176 190H178V188L177 189H175ZM195 186V185H194ZM222 185H220V187H221ZM229 188H228V190H229V192L231 193V194H233V192L234 191H232V190H234V189H232L233 188V186H232V184H231V182H230V184H229ZM260 186V187H261ZM147 187V186H146ZM227 187V186H226ZM195 188H196V186H195ZM259 188V187H258ZM264 188V187H263ZM32 189V188H31ZM102 189V188H101ZM142 189V188H141ZM188 189V188H187ZM21 190V189H20ZM103 190V189H102ZM99 191V190H98ZM101 191V190H100ZM100 191H99V193H100ZM168 191H169V193H168ZM185 191V190H184ZM243 191V190H242ZM21 192H22V190H21ZM35 192V191H34ZM148 192V191H147ZM178 192H180L179 190H178ZM247 192V191H246ZM20 193V192H19ZM176 193V195H180V193L178 194L177 192H175ZM200 193V192H199ZM229 193V194H230ZM235 193V192H234ZM252 193V192H251ZM264 192H262V194H263ZM33 194V193H32ZM160 194H162V193H160ZM159 194V195H160ZM242 194V193H241ZM20 195V194H19ZM58 195V194H57ZM148 195V194H147ZM154 195V194H153ZM175 194H174V197L176 196ZM181 195H182V193H181ZM180 195V196H181ZM234 195V194H233ZM233 195H231V196H233ZM99 196H101V195H99ZM162 196H164V195H162ZM169 196V199L170 198H172L173 199V197H170ZM221 196H223V194L221 195ZM235 196V195H234ZM22 197H23V195H22ZM22 197H20V198H22ZM58 197L59 196H57V199H58ZM157 197V196H156ZM161 197V196H160ZM160 197H158V198H160ZM166 199H168V197H165ZM185 199H186V197H184ZM226 198V197H225ZM241 198H242V196H241ZM240 198V201L243 199H241ZM24 198H22V200H23ZM164 199V198H163ZM175 199H176V197H175ZM174 199V200H175ZM224 199V198H223ZM223 199H221V203H222V201H223ZM232 199V198H231ZM12 200L13 201H18V197H12ZM20 200V199H19ZM28 200V199H27ZM91 200H92V205L89 207L88 205H86V204H82V213H81V216L82 217H84L85 219H87L88 220V218L90 217H93L92 215H94V211H92V209H94V206L93 205H95V208L96 207H98V208H100V207H102L101 205H100V203L101 202H97L96 203V199H95V197H93V198H91ZM161 200V198L160 199H156V201H159V203L158 204H160V206L159 207H161V204H162V201H160ZM248 200H250V199H248ZM30 201H31V198H30ZM33 201V200H32ZM155 201V200H154ZM166 201V200H165ZM229 201H230V199H229ZM246 201V200H245ZM20 202H21V200H20ZM23 202V201H22ZM21 202V203H22ZM88 202H90V201H88ZM95 202V203H94ZM164 202V201H163ZM224 202H225V200L223 201V204H224ZM227 202H228V200H227ZM234 201H230V204L231 205H233L234 203H233ZM168 203V201L166 202V204ZM90 204V203H89ZM96 204H97V206H96ZM102 204V203H101ZM165 204V202L162 204V205H166ZM169 204H170V200H169ZM230 204H227V203H225V207H226V209H227V212H231L230 210H228V208L227 207H232V206H229ZM236 204V203H235ZM234 204V205H235ZM52 205V204H51ZM103 205V204H102ZM172 205V204H171ZM171 205H170V207H169V205H168V209H170L171 208ZM180 206V204H178V203H176V205L174 204V206ZM233 205V206H234ZM237 205V204H236ZM263 205H264V203H263ZM262 205V206H263ZM182 206V205H181ZM181 206H180V208H181ZM260 206V205H259ZM45 207H43V208H45ZM236 206H234L233 207V209L235 210V212L237 211H240V210H238L239 209V206H237V208H235ZM166 208H167V206H166ZM173 208V207H172ZM171 208V209H172ZM184 208V207H183ZM198 208H201V207H198ZM247 208V207H246ZM245 208V209H246ZM259 208H261V207H259ZM46 209H47V207H46ZM49 209V208H48ZM163 209H165V206H164V208ZM161 210V212L162 213H165L166 212V209H165V211L164 210ZM94 210H96V209H94ZM179 210V208L177 209V207H176V213H177V211ZM183 210H186V209H180L178 212H182ZM232 210V209H231ZM233 210V211H234ZM259 210H261V209H259ZM170 212V211H169ZM246 212V211H245ZM262 212V211H261ZM166 213H168V211L166 212ZM190 213V212H189ZM50 214V213H49ZM195 214V213H194ZM197 214V213H196ZM195 214V218H194V220H193V216H191V214H189L190 215V217H188L187 216V220H188V218H190L188 221L190 222V221H194V223L200 218L199 216V214H197L196 215ZM264 214V213H263ZM41 214H39V213H37L36 212V215H35V217L36 216H38L39 218H41L42 220H43V224L46 226V229L44 230L45 232H42V229H41V231H40V227L39 228H37L35 231H34V236L31 238L32 240H34V242H37V243H35V245L38 247V251H39V253L37 254L38 256L41 254V246H43V243H44V245L46 246V248L47 249H49V251H51V252H53V246H51L49 243L51 242V241H48L49 239H50V237L51 236H49V235H51V234H53V232H54V235H55V233H57V231H56V229H57V220L56 219H54L53 217H51V218H49V217H47V215L46 214H44V215H41ZM165 215H168V214H165ZM181 215V214H180ZM199 215V216H198ZM24 216V215H23ZM52 216V215H51ZM163 218H169V217H171V216H164L163 214L161 215ZM199 217V218H196V217ZM258 216V215H257ZM263 216V215H262ZM19 217H21V215H19ZM37 217V218H38ZM55 217H57V216H55ZM186 217V216H185ZM192 217V218H191ZM173 218V217H172ZM171 218V220H170V218H169V220L170 221H173V219ZM255 218V217H254ZM254 218H253V220H254ZM35 219V218H34ZM183 221L184 220H186V219H184V218H181ZM180 219V220H181ZM192 219V220H191ZM197 219V220H196ZM238 219V218H237ZM242 219V218H241ZM204 220V219H203ZM202 220V221H203ZM240 220V219H239ZM246 220V219H245ZM169 221V222H170ZM183 221L181 222L182 223V225H183ZM200 221V220H199ZM205 221V220H204ZM243 221V220H242ZM109 221H106V223L107 224H105V228L103 229V230H105V232H104V234L106 233V234H111V232L110 233H108V231H110V226L108 227V225L110 224V223H108ZM165 222H167V223H169L168 221H164V225H166L165 224ZM174 222V221H173ZM186 222V221H185ZM256 222H257V224L259 223V222H261V220H259V222L256 220ZM111 223H113L114 224V222H113V220L111 221ZM192 223V225L194 226V223L193 222H190V224ZM199 223V222H198ZM202 223V222H201ZM206 223V222H205ZM254 223V222H253ZM112 224V225H113ZM170 224V223H169ZM178 224V223H177ZM180 224V223H179ZM243 224V223H242ZM260 224H262V223H260ZM259 224V225H260ZM171 225V224H170ZM181 225V224H180ZM43 226V225H42ZM167 226V225H166ZM172 226V225H171ZM177 226H179V225H177ZM184 226V225H183ZM190 226V225H189ZM192 226V228H194V227H197V225L196 226H194L193 227ZM202 226V225H201ZM211 226H212V224H211ZM264 226V225H263ZM44 227V226H43ZM59 228L58 229H60V227L61 226H58ZM124 227V226H123ZM173 227H176V226H174V224H173ZM180 227V226H179ZM248 227V226H247ZM112 228H113V226H112ZM111 228V230H113ZM115 228V227H114ZM183 229L184 228H186V229H188V227H182ZM191 228V229H192ZM109 229V230H108ZM195 229V228H194ZM194 229H192V230H194ZM197 229V228H196ZM212 229V228H211ZM251 229V228H250ZM263 229V228H262ZM170 230V229H169ZM190 231V229H189V231L190 232H193V231ZM252 230V229H251ZM261 230V229H260ZM178 230H176V232H177ZM180 231H185V232H187V234H188V230L186 231V230H179V232ZM247 231H248V229H247ZM63 232V231H62ZM85 232V231H84ZM168 232V231H167ZM179 232H178V234H179ZM183 233L184 234V236H187V234L186 233ZM194 232H196V234H197V231H194ZM249 232V231H248ZM255 232V231H254ZM264 232V231H263ZM45 234V236H47L48 235V237H46L47 239H42V237H41V235L42 234ZM59 233V232H58ZM204 233H206L205 232V229H204ZM203 232L201 233V234H203V237L206 235V234H204ZM217 233V232H216ZM257 233V232H256ZM177 234V235H178ZM186 234V235H185ZM194 233H190V234H188V235H193ZM199 234H200V232H199ZM198 234V235H199ZM200 234V235H201ZM214 234V233H213ZM258 234V233H257ZM264 234V233H263ZM39 235H40V242H39ZM87 235V234H86ZM101 235H102V238L104 237V235H103V233L101 232ZM219 235H220V233H219ZM226 235V234H225ZM44 236V235H43ZM90 236V235H89ZM107 236V235H106ZM106 236H105V238L103 239L104 240V243H103V245L105 244V242H106ZM184 236H183V238H184ZM189 236V237H190ZM194 236H195V234L192 236L193 237V239H197V238H201V237H197V238H194ZM215 236H216V234H215ZM227 237H226V239H228V240H230V237H229V235H226ZM249 236H251V235H249ZM258 236V235H257ZM58 237V236H57ZM61 237V236H60ZM84 237H87V236H85V234H84ZM177 237V236H176ZM189 237H186L185 238V240H182L181 241V237H180V234H179V239H180V241L179 242H183V243H185L186 244V242H187V240H189L188 238ZM217 237V236H216ZM260 237V236H259ZM208 238V237H207ZM224 238V237H223ZM222 238V239H223ZM253 238V237H252ZM86 239V238H85ZM178 239V238H177ZM178 239V240H179ZM203 239V238H202ZM222 239H220L221 240V243H222ZM226 239H223V240H226ZM233 239V238H232ZM56 241H57V239H55ZM199 240V239H198ZM43 241V242H42ZM54 241V240H53ZM52 241V242H53ZM61 241V240H60ZM186 241V242H185ZM190 241V240H189ZM188 241V242H189ZM194 241V240H193ZM193 241H192V243H193ZM206 241V240H205ZM204 241V242H205ZM58 242L59 241H57V243H56V245L58 244ZM213 242H215V243H217L216 241H213ZM218 242H219V240H218ZM263 242V241H262ZM191 243V244H192ZM197 243V242H196ZM199 243V242H198ZM229 244V243H228ZM50 245V246H49ZM181 245V244H180ZM187 245V244H186ZM189 245V244H188ZM187 245V247L183 244V246L181 245V249H182V247H184L185 246V248L187 249L186 251H188V250H190V252L189 253H191V248L193 249V247H190V246H192V245H190V246H188ZM194 245H195V243H194ZM193 245V246H194ZM201 245V244H200ZM200 245H199V247H200ZM219 245V244H218ZM104 246H106V244L104 245ZM197 246V245H196ZM222 246H223V244H222ZM58 247V246H57ZM103 247V246H102ZM107 247V246H106ZM190 249H189V248ZM198 247V249L200 250V248ZM216 247V246H215ZM231 247V246H230ZM104 248V247H103ZM194 248H197V247H194ZM204 249H206V247H203ZM56 249V248H55ZM202 249V248H201ZM211 249V248H210ZM223 249L225 250V248L223 247ZM184 250V249H183ZM196 250V249H195ZM216 250V249H215ZM232 250V249H231ZM194 251V250H193ZM201 251V250H200ZM196 252H197V250H196ZM195 251L193 252V254L192 255H194V253H196ZM202 252V253H201ZM201 252H198V253H196L195 255H196V262L194 263V264H209L210 262H211V260H207L208 258H207V253L205 254V252H203V251H201ZM230 252V251H229ZM228 253V252H227ZM203 254V255H202ZM216 256H215V258L212 260V261H215V262H217L218 264H220L222 261H223V259L225 258L224 256V254L225 253H223V250H222V248H220L219 249V251L217 252V253H214ZM230 254V253H229ZM228 254V255H229ZM264 254V253H263ZM228 255H226V256H228ZM236 255H238V254H236ZM52 256V255H51ZM204 256V257H203ZM240 256V255H239ZM239 256H238V258H239ZM50 258H53V256L52 257H50ZM241 258V257H240ZM54 259L55 258H53V260L51 259V261H48V260H45V264H55V261H54ZM194 260H195V258H193ZM231 258H229V260H230ZM56 260V259H55ZM246 260H248V258L246 259ZM231 261H234V259H232ZM238 262H239V260H237ZM246 262V261H245ZM213 263V262H212ZM237 263V262H236ZM240 263V262H239ZM216 264V263H215ZM227 264H228V262H227Z\"/></svg>",
    "mask_w": 264,
    "mask_h": 264
}]
</instances>
